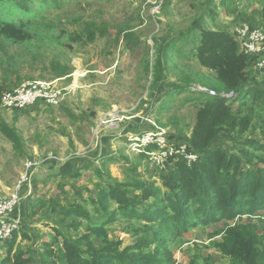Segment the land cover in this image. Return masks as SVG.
<instances>
[{
	"label": "rangeland",
	"instance_id": "374dc122",
	"mask_svg": "<svg viewBox=\"0 0 264 264\" xmlns=\"http://www.w3.org/2000/svg\"><path fill=\"white\" fill-rule=\"evenodd\" d=\"M154 3L155 0H26V11L13 0H0V25L15 23L30 35L20 43L0 35L1 96L38 81L50 83V89L57 93L51 102H38L23 110L0 106V197L14 191L26 164L34 163L36 167L30 169L31 198L18 209L22 230L0 242V264H10L8 258L13 260L15 253L22 258L32 257L33 264H39L44 250L57 255L68 238L86 236L95 249L103 247L105 237L118 244L120 251L134 245L136 235L143 230L140 220L127 221L118 214L116 220L103 227L84 221L78 231H72L64 228L58 207L83 204L92 217H97L90 200L100 188L107 190V185L137 182L163 191L160 169L149 154L157 149L133 152L129 140L161 130L172 140L167 137L168 146L175 140H189L200 106V101L194 100L198 96L191 93L197 92L195 88L199 86L164 96L185 80H203L210 86L213 82L214 73L191 55L192 46L197 44L193 45L192 39L199 38L198 28L191 34L194 22L201 20L202 28L224 31L233 37L245 21L264 25V0H234L227 3L231 6L229 14L220 0H164L158 11ZM73 33L85 41L89 36L90 40L85 46L73 43L67 36ZM129 33L132 38L126 40ZM175 40L180 56L174 54L167 69L161 65L157 70L156 58L163 53L160 48ZM239 52L242 53L240 49ZM62 69L66 75L58 76ZM255 75V84L264 90V70H257ZM262 108L253 106L252 115L243 110L236 123L250 116L248 130L232 132L225 126L213 147L239 156L243 140L264 142ZM243 123L244 120L240 125ZM6 129L16 135L17 143ZM241 167L247 169L243 161ZM122 190L128 197L138 193L131 187ZM109 203L110 211L116 210V205ZM141 206L144 208L146 203ZM141 206L138 211H142ZM68 220L79 218L70 216ZM238 223L255 226L264 238L263 212L241 216ZM215 228L212 224L185 233L171 246L173 264H189L194 256L209 255L214 264H229L214 247L225 236L210 237ZM54 229H60L61 234ZM46 259L52 260L48 255Z\"/></svg>",
	"mask_w": 264,
	"mask_h": 264
},
{
	"label": "trees",
	"instance_id": "16d2710c",
	"mask_svg": "<svg viewBox=\"0 0 264 264\" xmlns=\"http://www.w3.org/2000/svg\"><path fill=\"white\" fill-rule=\"evenodd\" d=\"M13 1L21 9L29 10L26 0ZM233 1L220 0V5H225L228 13ZM261 17L264 21V7ZM247 23L253 25L251 20ZM201 24V20L194 22L191 34H195L196 27L199 29V38L195 36L193 43L190 41L193 45L197 41L192 46L191 55L198 59L201 66L214 73L211 86L204 84L203 80L195 83L193 80H185L187 85H175L164 96L185 93L199 86L195 88L197 92L191 93L198 96L194 100L200 101L191 136L187 142H174L177 145L184 143L187 153L196 155L197 159L187 164L181 155L170 157L165 171L160 172L163 191L153 185L137 182L107 185V190L98 187V194L90 200L97 217H92L83 204H77L73 208L58 207L63 215L64 228L72 231H78L84 221L89 225L103 227L106 222L116 220L118 214L127 221L140 220L143 230L140 235H136V243L122 251L118 244L108 242L106 237L101 249H95L86 236L75 240L68 238L64 240L63 248L57 255L44 250L39 257V264H173L171 246L190 229L212 224L216 228L211 233V238L225 236L214 247L229 264H264V238L258 235L255 226L238 223L241 216L264 213V142L243 140L239 156L213 147V141L225 126L232 132L243 133L248 130L250 116L239 119L238 125L236 123V118L243 110L250 115L254 110L253 106L263 107L264 110V90L255 84L258 70L254 69L256 57L240 53L232 34L204 29ZM130 34L126 35V40L132 38ZM0 35L14 43L30 39L23 26L11 22L1 23ZM67 36L69 41L82 46L90 40L88 36L85 41L77 33ZM176 42L177 40L160 48L163 53L156 58L157 70H160L161 65H165L167 69L174 54L180 56V48L176 47ZM64 75L66 72L62 69L58 76ZM157 80H160L159 74ZM199 88L213 91L215 96L198 92ZM1 93L0 89V98ZM228 94H232V97L227 98ZM235 105L236 110L233 109ZM242 120L244 123L240 125ZM6 131L10 139L17 143L16 135L9 133L7 129ZM168 138L170 139L169 136ZM242 161L247 166L245 170L241 167ZM253 161L255 162L252 163ZM126 187L134 188L138 193L128 197V193L122 190ZM109 202L116 205V210L110 211ZM143 203H146L144 208L141 206ZM139 206L142 211H138ZM70 216L79 220L69 221ZM54 230L56 234H61L60 229ZM47 255L52 260H47ZM209 256H194L189 264H214ZM8 262L35 263L32 257L22 258L18 253L14 254L13 260L8 258Z\"/></svg>",
	"mask_w": 264,
	"mask_h": 264
},
{
	"label": "built area",
	"instance_id": "2783aa9c",
	"mask_svg": "<svg viewBox=\"0 0 264 264\" xmlns=\"http://www.w3.org/2000/svg\"><path fill=\"white\" fill-rule=\"evenodd\" d=\"M163 1L155 0L154 4L157 6V11ZM245 22L235 30L234 39L243 54L256 57V68L264 70V25H256L254 23L250 25L247 21ZM198 90L207 92L210 97L215 96L213 91L205 89L202 91L201 88ZM56 94L50 89V83L41 81L26 83L12 92L3 94L0 98V106L6 110H23L38 102H51L56 98ZM226 97L230 98L232 94H228ZM156 133L146 132L137 135L134 141L129 140V144L133 152L156 148L157 152L152 150L149 154L155 158V164L160 169V172L165 171L166 163L174 155H181L187 164L197 159L196 155L187 153L184 143L177 145L174 142H170L171 144L168 146V135L164 130ZM31 168L32 170L36 168L34 163L26 164V171L21 175L14 191L6 197H0V242L11 239L14 234H18L22 229L23 223L18 209L32 195V187L29 185L32 177Z\"/></svg>",
	"mask_w": 264,
	"mask_h": 264
},
{
	"label": "crops",
	"instance_id": "0c3cea01",
	"mask_svg": "<svg viewBox=\"0 0 264 264\" xmlns=\"http://www.w3.org/2000/svg\"><path fill=\"white\" fill-rule=\"evenodd\" d=\"M30 198H31V197H30ZM30 198H28L27 200H25L24 203L27 204V201H28ZM29 202H30V201H29Z\"/></svg>",
	"mask_w": 264,
	"mask_h": 264
}]
</instances>
